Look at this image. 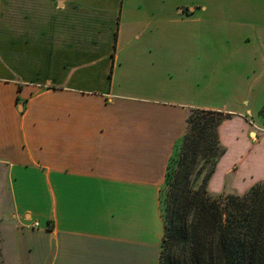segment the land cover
I'll return each instance as SVG.
<instances>
[{
  "label": "crops",
  "instance_id": "1",
  "mask_svg": "<svg viewBox=\"0 0 264 264\" xmlns=\"http://www.w3.org/2000/svg\"><path fill=\"white\" fill-rule=\"evenodd\" d=\"M263 107L264 0H0L4 264H160L190 110L233 116L243 194Z\"/></svg>",
  "mask_w": 264,
  "mask_h": 264
},
{
  "label": "trees",
  "instance_id": "2",
  "mask_svg": "<svg viewBox=\"0 0 264 264\" xmlns=\"http://www.w3.org/2000/svg\"><path fill=\"white\" fill-rule=\"evenodd\" d=\"M260 116L264 119V107ZM225 117L232 115L189 112L177 157L167 169L166 191L160 195L164 221L160 264H264V183L242 196L213 198L208 191L225 151L217 133Z\"/></svg>",
  "mask_w": 264,
  "mask_h": 264
},
{
  "label": "rangeland",
  "instance_id": "3",
  "mask_svg": "<svg viewBox=\"0 0 264 264\" xmlns=\"http://www.w3.org/2000/svg\"><path fill=\"white\" fill-rule=\"evenodd\" d=\"M232 118H233V116L229 117V118L227 117L226 119L223 118L221 120V124L219 125V127L217 129V133L219 136V141L221 143V147L225 151H224L223 155L220 156L219 162L215 168V172H214L213 176L211 177V180L209 181L208 186H207L209 194L213 198L225 197L228 195L242 196L245 193H247L251 188H253L255 185H257L259 183H264V168H262V163L261 164L257 163L258 166L253 168L251 166V160H248L246 163H243V165H242L243 167H241V170H243V171L247 170L246 174H245L246 185L242 183L239 185L238 189L244 190L245 186H248V184H250V183H253L252 187L249 188L243 194H239L238 192H236L230 188L231 184H230L229 178L235 176L234 174L233 175L229 174V176L227 174L228 173L227 171L230 169V167L232 165L231 162H233V159H234L233 154L228 155V153L230 152L229 145L231 147L232 141L227 137V140L229 142L227 140L223 142V139L221 137V129H222L223 125L225 123H227L228 121H230ZM215 119H216V121H219L220 117H216ZM239 129H240L239 126H235L236 132H238ZM258 133H260V132H258L253 126L250 127V129L247 133V138L245 141H243V144L246 146L245 148L248 150L247 152H246V150L244 151L246 154H248V155H249V153L253 154V152H255V150L257 149V144L259 143V142L257 143V139L259 138ZM224 136H225V133H224ZM225 138H226V136H225ZM258 151H261V149H259ZM177 153L175 154L176 156L174 155L175 158L177 157ZM216 155H219V154H216ZM207 168H210L209 164H208ZM252 177H254V178H252ZM237 178H240V177L237 176ZM224 179H225V181L223 184L222 181ZM164 187H165V185H164ZM162 190L166 191L165 189H162ZM2 256H3L2 255V244H1V238H0V264H4V259Z\"/></svg>",
  "mask_w": 264,
  "mask_h": 264
},
{
  "label": "built area",
  "instance_id": "4",
  "mask_svg": "<svg viewBox=\"0 0 264 264\" xmlns=\"http://www.w3.org/2000/svg\"><path fill=\"white\" fill-rule=\"evenodd\" d=\"M32 228H34V229L38 228V224L33 225Z\"/></svg>",
  "mask_w": 264,
  "mask_h": 264
}]
</instances>
